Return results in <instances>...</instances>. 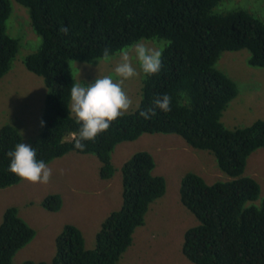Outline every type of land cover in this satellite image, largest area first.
Wrapping results in <instances>:
<instances>
[{
	"label": "trees",
	"instance_id": "16d2710c",
	"mask_svg": "<svg viewBox=\"0 0 264 264\" xmlns=\"http://www.w3.org/2000/svg\"><path fill=\"white\" fill-rule=\"evenodd\" d=\"M14 1L29 10L31 27L42 39L41 47L24 60L28 71L43 78L47 87L43 125L31 144L37 160L48 165L70 153L94 155L101 164L100 178L111 180L116 172L112 154L119 144L144 134L178 135L191 148L212 154L231 178L208 184L189 172L182 179L181 202L198 221L185 234L184 256L192 264H264V199L260 201L259 183L244 176L249 157L264 149V121L234 129L223 124L238 87L216 67L223 53L247 50L249 66L264 68V20L241 7L224 9V0ZM12 11L10 0H0V80L19 52L18 41L7 35ZM254 12L264 16V8L256 6ZM142 40L167 42L161 71L144 75L138 107L94 140L83 141V151L76 149L80 124L70 112L75 83L70 61L103 60L105 47L114 56ZM165 94L171 97V111L157 109L150 119L139 115ZM18 143L24 142L15 127L1 128L0 189L23 181L9 171L6 155ZM155 168L147 152L123 165V205L104 221L93 249L86 248L78 227L66 225L56 239L51 263L24 264H118L132 246L136 229L145 225L150 206L166 194V180L154 175ZM41 206L58 212L63 201L60 195H51ZM35 235L16 207L7 209L0 224V264H12Z\"/></svg>",
	"mask_w": 264,
	"mask_h": 264
},
{
	"label": "rangeland",
	"instance_id": "374dc122",
	"mask_svg": "<svg viewBox=\"0 0 264 264\" xmlns=\"http://www.w3.org/2000/svg\"><path fill=\"white\" fill-rule=\"evenodd\" d=\"M10 1L13 11L7 22V35L18 41L19 52L10 71L0 80V130L7 125L13 126L23 142L31 145L40 133L47 87L43 78L28 71L24 60L41 47L42 39L31 27L29 10L14 0ZM263 1L224 0L223 8L241 7L264 20V16L254 12L256 6L264 8ZM140 42L161 51L167 45L160 40ZM249 57L247 50L225 52L216 65L238 87V96L222 117L228 129L245 128L256 121H264V68L249 66ZM118 61L119 53L108 61H70V67L75 83L84 85L94 81L97 75H114ZM134 66L140 72L139 66L135 63ZM143 79L144 74L140 72L137 77L124 82V90L132 100L128 112L139 105ZM139 152L152 155L156 163L154 175L165 178L167 190L164 197L150 206L145 225L136 229L132 246L118 264H192L182 248L186 232L196 227L198 221L181 202L182 179L189 172L200 175L208 184L231 178L219 169L212 154L191 148L178 135L164 134H144L136 141L119 144L112 154L116 172L111 180L100 178L101 164L96 156L70 153L48 164L52 169L48 183L23 180L0 189V224L5 211L16 207L20 217L36 232L32 242L16 254L12 264L28 261L51 263L57 252L56 239L66 225L78 227L84 235L86 248L93 249L104 221L123 205L122 167ZM244 176L259 183L262 201L264 149L249 157ZM51 195L62 198L63 206L58 212H49L41 206Z\"/></svg>",
	"mask_w": 264,
	"mask_h": 264
},
{
	"label": "clouds",
	"instance_id": "9594fccd",
	"mask_svg": "<svg viewBox=\"0 0 264 264\" xmlns=\"http://www.w3.org/2000/svg\"><path fill=\"white\" fill-rule=\"evenodd\" d=\"M61 31L64 34L68 33L67 28H62ZM111 56V50L105 47L102 58L108 61ZM134 63L145 76L158 74L162 68V51L144 42H136L130 49L120 50L119 61L113 70L114 75H97L90 83L72 84L70 112L80 124L78 138L74 143L76 149L83 151L85 148L83 141L94 140L131 108L132 100L123 85L126 80L140 75ZM157 109L163 112L171 111V97L167 94L157 96L152 106L140 110L139 115L144 119H150L157 114ZM41 123L43 125V122ZM6 155L10 158L9 171L21 179L44 184L50 181L52 169L44 161L37 160L36 150L31 145L18 143L14 150L8 151Z\"/></svg>",
	"mask_w": 264,
	"mask_h": 264
}]
</instances>
